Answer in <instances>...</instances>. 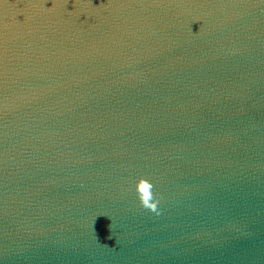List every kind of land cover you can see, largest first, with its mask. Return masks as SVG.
Instances as JSON below:
<instances>
[{"label":"water","instance_id":"1","mask_svg":"<svg viewBox=\"0 0 264 264\" xmlns=\"http://www.w3.org/2000/svg\"><path fill=\"white\" fill-rule=\"evenodd\" d=\"M0 264H264V0H0Z\"/></svg>","mask_w":264,"mask_h":264}]
</instances>
